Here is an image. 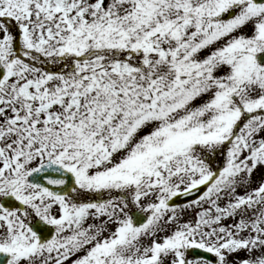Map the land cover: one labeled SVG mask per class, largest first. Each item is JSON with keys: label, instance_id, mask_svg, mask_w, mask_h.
I'll list each match as a JSON object with an SVG mask.
<instances>
[{"label": "snow or ice", "instance_id": "obj_1", "mask_svg": "<svg viewBox=\"0 0 264 264\" xmlns=\"http://www.w3.org/2000/svg\"><path fill=\"white\" fill-rule=\"evenodd\" d=\"M0 264H264V0H0Z\"/></svg>", "mask_w": 264, "mask_h": 264}]
</instances>
